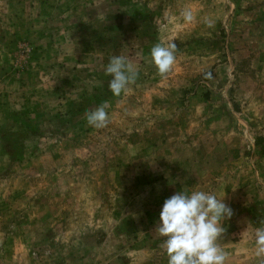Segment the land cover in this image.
<instances>
[{
	"label": "rangeland",
	"instance_id": "obj_1",
	"mask_svg": "<svg viewBox=\"0 0 264 264\" xmlns=\"http://www.w3.org/2000/svg\"><path fill=\"white\" fill-rule=\"evenodd\" d=\"M114 55L137 70L119 96ZM194 189L232 209L224 264H257L264 0H0V264H166L159 208Z\"/></svg>",
	"mask_w": 264,
	"mask_h": 264
},
{
	"label": "clouds",
	"instance_id": "obj_2",
	"mask_svg": "<svg viewBox=\"0 0 264 264\" xmlns=\"http://www.w3.org/2000/svg\"><path fill=\"white\" fill-rule=\"evenodd\" d=\"M175 50L173 41L151 47L149 54L158 73L170 70ZM104 74L110 76L107 82L110 93L119 96L134 83L137 70L125 57L114 55L106 64ZM106 108L102 103L86 111L87 124L97 129L105 127L109 123ZM224 195L218 196L214 190H178L163 200L155 231L163 238L166 264H224L225 254L217 241L224 232L223 222L232 215ZM251 239L257 264H264V224L255 227Z\"/></svg>",
	"mask_w": 264,
	"mask_h": 264
},
{
	"label": "trees",
	"instance_id": "obj_3",
	"mask_svg": "<svg viewBox=\"0 0 264 264\" xmlns=\"http://www.w3.org/2000/svg\"><path fill=\"white\" fill-rule=\"evenodd\" d=\"M255 142H257V141H255Z\"/></svg>",
	"mask_w": 264,
	"mask_h": 264
}]
</instances>
